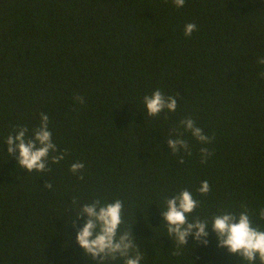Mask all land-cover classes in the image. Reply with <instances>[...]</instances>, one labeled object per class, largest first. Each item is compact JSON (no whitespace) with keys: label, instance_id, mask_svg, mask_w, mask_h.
I'll use <instances>...</instances> for the list:
<instances>
[{"label":"trees","instance_id":"trees-1","mask_svg":"<svg viewBox=\"0 0 264 264\" xmlns=\"http://www.w3.org/2000/svg\"><path fill=\"white\" fill-rule=\"evenodd\" d=\"M188 23L197 30L185 37ZM260 57L264 0H0V264H97L76 242L87 217L76 218L74 197L123 201L121 230H131L143 264H243L211 228L206 245L189 236L177 249L160 211L184 188L200 201L193 215L209 221L264 207ZM157 89L177 108L150 118L143 97ZM41 113L66 155L28 173L6 140L20 127L30 137ZM186 117L211 144L184 132ZM170 131L191 156L172 154ZM205 146L212 155L201 164ZM77 161L83 180L69 171ZM204 180L211 190L200 196Z\"/></svg>","mask_w":264,"mask_h":264},{"label":"clouds","instance_id":"clouds-1","mask_svg":"<svg viewBox=\"0 0 264 264\" xmlns=\"http://www.w3.org/2000/svg\"><path fill=\"white\" fill-rule=\"evenodd\" d=\"M172 3L175 7L182 8L185 0H172ZM196 30L195 23H188L184 27V36L190 37ZM257 63L264 66V57L258 58ZM260 78L264 79V72L260 73ZM75 100L80 104L84 103L81 96H76ZM143 105L147 116L156 118L165 111L175 112L177 98L171 95L166 96L157 89L151 95L143 97ZM40 121L30 137L28 129L20 127L16 129L15 136L10 134L6 140L9 155H13L18 166L28 173L50 171L48 168L50 154H52L51 163L53 164L60 163L66 155L65 152L56 154L58 150L52 141L49 117L41 113ZM180 126L199 144L212 143L213 137L205 135L191 117L182 120ZM166 139L174 156L181 150L187 156L192 155L187 140L182 138L181 134L170 131ZM199 151L200 163L206 164L212 155L211 151L206 146L201 147ZM179 163L183 164L184 159L181 158ZM84 169L85 165L77 161L71 164L69 171L73 176L83 180ZM45 186L50 189L52 184ZM210 190L209 182L204 180L200 183L197 192L200 196H207ZM172 197V199L165 198V208L160 211V215L166 234L175 241L177 249L186 245L189 236L206 245L208 229L211 228L217 238L218 247L226 249L231 255L240 257L243 264H264V228L253 222V216L258 221L264 222V207L254 209L250 213L245 206L239 214L224 210L213 215L209 221L207 218L193 215L200 207V201L189 189H181ZM72 205L77 219L87 217L86 223L76 234V242L86 257L95 260L97 264H116L117 261L122 264H143L144 254L138 248L131 230H121L124 222L123 201L116 199L107 202L98 198L81 204V201L74 197ZM178 254V251L173 253V255Z\"/></svg>","mask_w":264,"mask_h":264}]
</instances>
